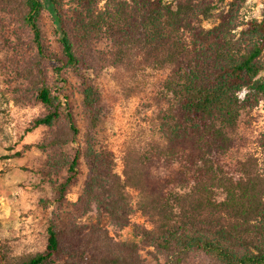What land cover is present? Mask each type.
<instances>
[{"label": "trees", "instance_id": "obj_1", "mask_svg": "<svg viewBox=\"0 0 264 264\" xmlns=\"http://www.w3.org/2000/svg\"><path fill=\"white\" fill-rule=\"evenodd\" d=\"M246 1L232 0L206 28L212 0H74L71 14L63 0H0L3 67L14 98L45 110L28 131L47 129L31 147L45 154L41 172L54 186L49 205L56 209L43 251L15 258L1 250L0 264H264V174L253 159L231 170L225 164L243 112L264 98V12L242 24ZM45 2L60 56L45 41ZM100 42L108 48L102 60L92 53ZM136 55L169 71L158 92L165 145L137 162L150 170V183L140 169L122 179L99 139L109 109L95 65L121 67ZM244 91L250 94L242 98ZM84 165L87 178L71 203ZM129 187L139 192L137 202ZM138 211L154 225L135 226L139 242L117 240L102 223L108 218L121 231ZM92 213L95 222H81Z\"/></svg>", "mask_w": 264, "mask_h": 264}, {"label": "rangeland", "instance_id": "obj_2", "mask_svg": "<svg viewBox=\"0 0 264 264\" xmlns=\"http://www.w3.org/2000/svg\"><path fill=\"white\" fill-rule=\"evenodd\" d=\"M63 2L65 12L71 14L74 0ZM212 2L216 10L211 18L204 20L203 26L206 28H212L220 22V16L228 12L232 0ZM263 12L264 0H247L240 11V21L247 24L252 20H261ZM42 27L47 46L60 56L61 49L47 3ZM245 28L243 25L239 30ZM107 52L106 44L100 42L93 45V56L99 60L108 55ZM5 56L6 52L0 44V251H7L15 258H23L45 248L48 222L56 212L55 206L49 205L55 200V189L41 172L45 154L31 147L43 142L47 129L40 127L28 131L31 123L44 115L45 110L36 102L20 103L14 98V87L8 83L9 77L3 67ZM142 59L136 55L135 62L121 67L100 61L95 65L94 75L104 88V101L109 109L107 119L100 125L99 139L113 153L116 172L128 182V176L134 178L136 170L140 169L143 178L150 183V170H146V175L145 165L137 166V162L141 158H149L157 147L165 145L159 131L158 92L169 71L155 70ZM70 77L72 88L77 91L79 81ZM259 78L264 83V71ZM248 94L250 91H244L241 97L245 98ZM75 99L79 103L80 95L76 94ZM249 159L255 160L264 174V98L255 107L243 112L235 146L225 164L231 170L239 161ZM82 170L80 183L67 196L71 203L77 201L87 178L86 165ZM177 190L181 192L182 188ZM128 193L133 202L139 200L137 190L129 187ZM95 221V213L81 219L82 223ZM131 222L130 226L120 231L110 225L108 218L102 220L110 234L123 242H139L136 225L148 229L154 227L152 219L139 211ZM144 256L148 254L144 252Z\"/></svg>", "mask_w": 264, "mask_h": 264}]
</instances>
